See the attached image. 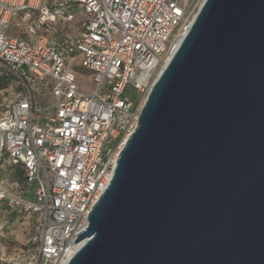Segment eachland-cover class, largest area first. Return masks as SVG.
<instances>
[{
    "label": "water",
    "instance_id": "1",
    "mask_svg": "<svg viewBox=\"0 0 264 264\" xmlns=\"http://www.w3.org/2000/svg\"><path fill=\"white\" fill-rule=\"evenodd\" d=\"M67 264H264V0H204Z\"/></svg>",
    "mask_w": 264,
    "mask_h": 264
},
{
    "label": "built area",
    "instance_id": "2",
    "mask_svg": "<svg viewBox=\"0 0 264 264\" xmlns=\"http://www.w3.org/2000/svg\"><path fill=\"white\" fill-rule=\"evenodd\" d=\"M64 1L84 13L82 32L53 42L41 32L74 12L46 0H0V68L19 87L2 101L0 163L21 166L35 187L29 201L1 180L0 207L38 217L37 249L24 264H67L79 249L77 234L88 228L153 84L195 17V0ZM14 21L30 22L35 39L10 37ZM77 55L92 91L69 67ZM34 88L56 103L40 107Z\"/></svg>",
    "mask_w": 264,
    "mask_h": 264
},
{
    "label": "rangeland",
    "instance_id": "3",
    "mask_svg": "<svg viewBox=\"0 0 264 264\" xmlns=\"http://www.w3.org/2000/svg\"><path fill=\"white\" fill-rule=\"evenodd\" d=\"M204 0H195L192 6V17H194ZM48 5L59 4L63 11L74 12L72 20H59L50 27L48 24L41 32L47 35L53 42L62 41L65 35L77 36L82 32V22L84 13L77 5H65L64 0H46ZM30 22L14 21L7 26L9 35L12 37H26L24 34L29 27ZM40 34V33H38ZM69 67L76 72V83L82 90L89 92L94 89V83L90 79V72L80 67L81 57H69ZM5 70L0 68V115L2 113V101L7 97L15 96L19 92L17 81L12 79ZM6 77V78H5ZM5 78V79H4ZM4 80L8 81L4 86ZM36 102L40 107H45L56 103V100L50 95L48 90L33 89ZM16 170L12 167L5 166L0 169V177L12 176ZM21 188V187H20ZM16 188L15 189H20ZM27 188V187H26ZM22 189V188H21ZM38 217L25 215L24 217L11 214L4 209L0 211V264H24L25 260L34 254L38 245Z\"/></svg>",
    "mask_w": 264,
    "mask_h": 264
},
{
    "label": "trees",
    "instance_id": "4",
    "mask_svg": "<svg viewBox=\"0 0 264 264\" xmlns=\"http://www.w3.org/2000/svg\"><path fill=\"white\" fill-rule=\"evenodd\" d=\"M9 77V76H7ZM6 78V77H5ZM4 78V79H5ZM2 79L0 78V81ZM4 86L5 87L8 83V81L4 80ZM5 166L8 167H12L14 168L16 171L14 172V174L12 176H3L0 177V181L3 180L5 181L13 191L15 192H19L25 199L29 200V201H33L34 200V191H35V187H28L27 186V182H26V178H25V174H24V170L22 169L21 166L19 165H13L11 162L9 161H4L0 163V169H5ZM16 188H20V189H15ZM27 187V188H26ZM5 210L10 212L11 214H14L16 216H20V217H24V214H19L18 212H13L8 210L6 207L1 206L0 207V211L1 210ZM34 216V215H33Z\"/></svg>",
    "mask_w": 264,
    "mask_h": 264
},
{
    "label": "crops",
    "instance_id": "5",
    "mask_svg": "<svg viewBox=\"0 0 264 264\" xmlns=\"http://www.w3.org/2000/svg\"><path fill=\"white\" fill-rule=\"evenodd\" d=\"M50 27H54V24H50ZM6 32H7V34L9 35L8 30H6ZM24 34L27 35V36H26V37H20V36H18V37H15V38L31 39V40H34V39H35L33 36H31V35L28 34L27 29H26V31L24 32ZM9 36L12 37L11 35H9Z\"/></svg>",
    "mask_w": 264,
    "mask_h": 264
},
{
    "label": "bare ground",
    "instance_id": "6",
    "mask_svg": "<svg viewBox=\"0 0 264 264\" xmlns=\"http://www.w3.org/2000/svg\"><path fill=\"white\" fill-rule=\"evenodd\" d=\"M188 30V29H187ZM181 41L177 42V44L175 45L174 49L180 44ZM174 51V50H173ZM83 245V243L79 244L77 246V249L80 248Z\"/></svg>",
    "mask_w": 264,
    "mask_h": 264
}]
</instances>
